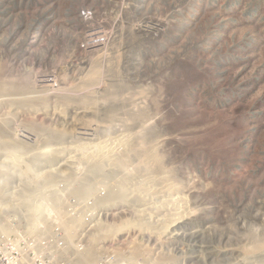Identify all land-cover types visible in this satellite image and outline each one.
<instances>
[{
	"label": "rangeland",
	"instance_id": "1",
	"mask_svg": "<svg viewBox=\"0 0 264 264\" xmlns=\"http://www.w3.org/2000/svg\"><path fill=\"white\" fill-rule=\"evenodd\" d=\"M0 86V188L44 185L27 214L108 218L126 264H264V0H0Z\"/></svg>",
	"mask_w": 264,
	"mask_h": 264
},
{
	"label": "built area",
	"instance_id": "2",
	"mask_svg": "<svg viewBox=\"0 0 264 264\" xmlns=\"http://www.w3.org/2000/svg\"><path fill=\"white\" fill-rule=\"evenodd\" d=\"M83 15L87 20L92 19L90 12ZM111 40L107 27H95L86 34L82 48L95 51L108 46ZM124 107L125 112L130 113L131 104L126 103ZM4 164L0 162V166ZM0 211L4 217L5 212ZM1 215L0 264H126L125 254L130 249L122 246V240L97 234L103 226H108V218L103 221L102 217H92L96 229L92 224H79V218L71 221V202L62 214L56 211L47 215V222L34 233L25 231L18 217L11 224L3 223ZM1 224H7L8 228L2 229Z\"/></svg>",
	"mask_w": 264,
	"mask_h": 264
},
{
	"label": "bare ground",
	"instance_id": "3",
	"mask_svg": "<svg viewBox=\"0 0 264 264\" xmlns=\"http://www.w3.org/2000/svg\"><path fill=\"white\" fill-rule=\"evenodd\" d=\"M98 70L99 71L101 70V72H102V70H104V69L101 68V69H97V71ZM124 91H125V88H124L123 85H120L116 89H113V91H111V94L109 95V98H111L113 100L114 105L112 107H110V112L111 111L114 112V113L115 112L118 113L119 111L121 112V107H119L120 105L119 106L117 105V102L121 101L120 100L121 96L119 94L121 92L123 93ZM118 103H120V102H118ZM138 104H140V103H138ZM136 107H138V106L136 105ZM141 113H142V110H141ZM121 117H122L121 119H118L117 121H115L116 127H122V126L127 125V122L129 121V118L127 117V115L122 114ZM102 150H103V148H102ZM128 150L131 151V149L129 147H128ZM103 152H106V150L103 151ZM142 154H145V155H143V157L153 155V154H151L150 151L147 152V150H144L142 152ZM4 159L5 158L0 159V162L4 163ZM112 161H116L117 162V160H112ZM118 161H121V162L125 163V161H128V160H118ZM16 175L20 177V182H18V183L16 182L14 184H10L9 185V179H8L7 184H5L2 188H0V209H2L5 212V214H3L4 216H8V217L9 216H18L20 221L25 226V231L27 230V232H29V233H34V232L37 231V229L40 226H42V224L47 222V215H51L53 212H56L57 210H56L54 201L53 200H48L49 202H51L52 209H50V211L46 212L47 214H45V208L47 209L46 203L48 201H46V203H43V202L39 201L38 202V206L36 207L34 213L32 215L27 214L25 208L30 206V203L22 202V197H33V198H36L38 196V192H42V189H43L44 185H37V188H35L33 190L34 187H26V186H24L21 183L22 182V170L19 169ZM17 176H16V178H18ZM3 182H5V181H2L1 178H0V184L3 183ZM91 186L93 188V185L89 184V183H85L83 186H81V188L79 190L81 195L89 194V191L91 190ZM111 194L115 195L116 198H127V192L125 191V188L123 186H121V185H118L116 191L115 190L112 191ZM60 201L61 200H57V204L59 206H60ZM73 219H75V218H72V220ZM79 219H81V218H79ZM82 221H83V219H82ZM138 221H139V219L135 218L134 222H138ZM81 223L83 224V222H81ZM132 224H133L132 222H129L127 224V226H131ZM144 224H149V223L145 222ZM107 227L108 228H106V229H104V228L100 229L97 234L100 235V236L101 235H106V236L107 235H109V236L112 235V236H114L113 233L115 231H117V229L114 228V227H111V225H109ZM1 228L2 229H5V228L7 229L8 225L7 224H1ZM112 236H110V238Z\"/></svg>",
	"mask_w": 264,
	"mask_h": 264
},
{
	"label": "clouds",
	"instance_id": "4",
	"mask_svg": "<svg viewBox=\"0 0 264 264\" xmlns=\"http://www.w3.org/2000/svg\"><path fill=\"white\" fill-rule=\"evenodd\" d=\"M112 41V40H111ZM107 47V46H106ZM83 49V48H82ZM100 49H102V48H100ZM97 50H99V49H97ZM83 51H85V50H83ZM96 51V50H95ZM87 52H93V51H87ZM126 104V103H125ZM125 107H124V104H123V106H122V108H121V110L122 111H124L123 113H125L126 114V112H125V109H124ZM126 115H128V114H126Z\"/></svg>",
	"mask_w": 264,
	"mask_h": 264
}]
</instances>
